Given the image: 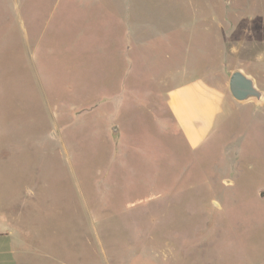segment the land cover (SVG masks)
Wrapping results in <instances>:
<instances>
[{
  "label": "rangeland",
  "instance_id": "374dc122",
  "mask_svg": "<svg viewBox=\"0 0 264 264\" xmlns=\"http://www.w3.org/2000/svg\"><path fill=\"white\" fill-rule=\"evenodd\" d=\"M16 1L15 40L33 56L30 68L0 42V264H83L90 251L95 263L173 264L174 245L194 247L192 264L264 263V105L196 150L150 107L189 79L216 0ZM254 34L244 23L241 39ZM103 96L107 108L77 109Z\"/></svg>",
  "mask_w": 264,
  "mask_h": 264
},
{
  "label": "crops",
  "instance_id": "0c3cea01",
  "mask_svg": "<svg viewBox=\"0 0 264 264\" xmlns=\"http://www.w3.org/2000/svg\"><path fill=\"white\" fill-rule=\"evenodd\" d=\"M247 3L253 9L246 12L245 6ZM215 4V6L211 3L208 6L205 5L208 12L206 19L209 20L210 26L203 28L204 37L195 39L198 44L196 47L199 48H195L192 51L191 66L184 67V70H182L184 71V76H189L185 77V80L189 79L180 84L172 85L166 92L153 93L155 94V101L150 104V107H156L160 111L165 110L169 115V121H166L164 116H157V127L161 129V127L166 125L178 134L184 144L192 150L200 148L207 142L220 124L225 121L228 123L235 111L247 108L255 113L264 105V86H262L258 75L251 73V70L246 65L247 60H253L255 62L253 64L256 67H260L261 63L264 62V0H216ZM13 13H17L19 19H12L14 17ZM20 16L21 12L16 0H0V42L5 41L4 37L8 35L11 39L9 41L12 43V57H22V59L26 57L29 60V58H32L31 55L33 56L31 47L29 53V46L27 45L29 41L15 40V37L23 29L21 26L22 17ZM195 16L198 17L200 14L197 13ZM244 23L250 26L254 24L256 27V35L250 36L251 38L248 37L246 41L241 39ZM16 33L18 34L16 35ZM128 34H132V31L129 30ZM31 44L33 43L30 42L29 45ZM214 53L220 56L218 61H221L216 72L209 66ZM202 60L204 61V66L200 67L199 62ZM31 64L32 60L29 62L30 68ZM237 70L252 79L254 86L262 94L260 100L237 101L229 93L228 80L226 83L219 84L214 83L212 79L215 75L228 76L229 79L230 74ZM169 75L177 77L178 74L168 73L167 76ZM100 98L98 101H94L91 106H79L77 109H79L80 113L86 114L85 112L90 113L93 110L107 108L110 98L108 96ZM109 130L113 132L115 129L109 127ZM87 219L91 223L90 216H87ZM3 234L6 235L7 231L3 232ZM90 247L94 250V246L91 245ZM177 250L183 251V254H185L183 259L177 256L180 255ZM97 251L101 253L98 248ZM193 251L194 247L186 246L181 248L180 245H174L172 263L192 264L189 254ZM202 251L200 250V254H203ZM87 252L88 249L86 250L85 248V253ZM258 252L264 253L260 247H258ZM89 254L90 258L88 257ZM89 254L87 256L89 261H82L83 264H102L99 259L95 263L94 251H90ZM204 262L206 263V261ZM141 263L152 264L144 260ZM159 264H166V260ZM239 264L264 263L240 262Z\"/></svg>",
  "mask_w": 264,
  "mask_h": 264
},
{
  "label": "water",
  "instance_id": "95a60500",
  "mask_svg": "<svg viewBox=\"0 0 264 264\" xmlns=\"http://www.w3.org/2000/svg\"><path fill=\"white\" fill-rule=\"evenodd\" d=\"M228 90L230 95L237 101L260 100L262 97L261 92L254 86L252 79L245 76L239 70L230 74Z\"/></svg>",
  "mask_w": 264,
  "mask_h": 264
}]
</instances>
